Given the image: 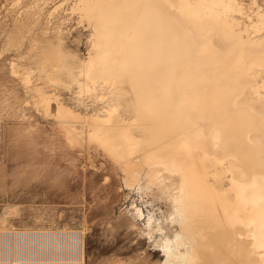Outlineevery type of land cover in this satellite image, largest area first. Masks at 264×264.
Here are the masks:
<instances>
[{"label": "bare ground", "instance_id": "obj_1", "mask_svg": "<svg viewBox=\"0 0 264 264\" xmlns=\"http://www.w3.org/2000/svg\"><path fill=\"white\" fill-rule=\"evenodd\" d=\"M128 3L126 30L102 35L98 18L87 20V56L64 66L69 79L102 82L115 95L104 117H81L57 103L66 139L95 142L119 167L125 188L143 180L165 194V220L176 229L167 234L160 222L146 223L153 252H161L158 264H264V8L255 0L247 9L237 0ZM52 49L37 62L54 65L47 70L55 76ZM45 95L47 111L54 96ZM71 235L70 264H81L82 239ZM62 238L0 233V264H34L35 250L55 259Z\"/></svg>", "mask_w": 264, "mask_h": 264}, {"label": "rangeland", "instance_id": "obj_2", "mask_svg": "<svg viewBox=\"0 0 264 264\" xmlns=\"http://www.w3.org/2000/svg\"><path fill=\"white\" fill-rule=\"evenodd\" d=\"M76 1L0 0V233L63 234L61 253L49 259L46 252L41 255L35 250L34 264H70L71 234L82 239L81 264H158L161 252H153L146 223L150 217L167 234L176 229L165 220L171 211L162 199L165 194L146 188L143 180L140 186L125 188L111 157L93 141H68L55 115L57 103L81 117L106 115L113 90L99 81L71 80L64 71L86 58L90 21L106 26L108 30L97 29L102 35L120 34L128 27L123 20L129 16V0H78L80 7ZM237 1L245 9L251 2ZM255 1L264 8V0ZM119 5H126L127 11ZM102 14L107 15L102 18ZM235 17L247 23L243 16ZM47 49L60 57L53 61L59 67L57 80L55 72L53 76L47 70L54 65L39 68L37 62ZM260 90L264 94V84ZM41 94L54 96L47 111Z\"/></svg>", "mask_w": 264, "mask_h": 264}]
</instances>
